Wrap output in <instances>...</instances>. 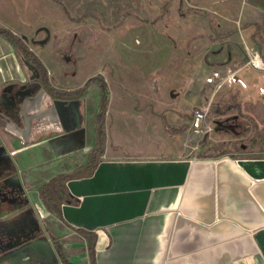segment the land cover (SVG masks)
<instances>
[{"label": "crops", "instance_id": "crops-1", "mask_svg": "<svg viewBox=\"0 0 264 264\" xmlns=\"http://www.w3.org/2000/svg\"><path fill=\"white\" fill-rule=\"evenodd\" d=\"M0 26L16 36L0 33V221L32 208L42 231L36 246L14 248L8 264L31 256L46 264L42 245L56 254L52 264H264V154L188 152L184 119L157 106L147 117L161 139L147 132L139 143L112 141L113 95L98 152L107 84L80 91L90 77L63 76L44 41L47 26L44 38L2 17ZM165 121L181 131L166 133ZM11 187L26 195L22 208L5 200Z\"/></svg>", "mask_w": 264, "mask_h": 264}, {"label": "rangeland", "instance_id": "rangeland-1", "mask_svg": "<svg viewBox=\"0 0 264 264\" xmlns=\"http://www.w3.org/2000/svg\"><path fill=\"white\" fill-rule=\"evenodd\" d=\"M57 1L0 0V17L30 26L32 38L47 36L41 30L47 26L44 41L54 45L50 57L63 76L103 78L107 99L114 96L106 122L112 141L139 143L147 132L161 139L147 117L157 106L168 118L177 112L184 119L188 152L238 153L245 147L264 154V0ZM256 56L261 67L253 65ZM197 107L207 111L211 127L199 145L188 140ZM6 201L13 208L25 205ZM44 254L58 261L51 247Z\"/></svg>", "mask_w": 264, "mask_h": 264}, {"label": "flooded vegetation", "instance_id": "flooded-vegetation-1", "mask_svg": "<svg viewBox=\"0 0 264 264\" xmlns=\"http://www.w3.org/2000/svg\"><path fill=\"white\" fill-rule=\"evenodd\" d=\"M97 78L101 77L98 76ZM5 192V200L16 199L21 203L24 202L23 199H26L25 202L27 201L26 195H24L20 188L11 187ZM41 239V226L32 208L25 209L22 213L7 221H0V264L5 261L11 262L8 260L13 256L10 255V252L14 248L24 247L27 249V246L31 247L28 244L32 241H35L34 246H36ZM44 258L43 261L46 264L53 263L50 258ZM38 259L42 261L40 258L31 256L25 264H42V262H38Z\"/></svg>", "mask_w": 264, "mask_h": 264}, {"label": "trees", "instance_id": "trees-1", "mask_svg": "<svg viewBox=\"0 0 264 264\" xmlns=\"http://www.w3.org/2000/svg\"><path fill=\"white\" fill-rule=\"evenodd\" d=\"M57 1V0H55ZM58 2V1H57ZM195 12L197 13H201L199 12L198 10H196ZM68 16L70 17V19H74L72 18L69 14ZM0 33L2 34H5V35H8L9 37H11L12 39H15L16 36L9 30L7 29H4V28H0ZM93 81H98L101 85L102 88H105V83L103 81V79L101 78H97L96 76H93V77H90L86 80L85 84L79 88V90H83L84 87L93 82ZM51 91H53L54 94H57L56 91L52 90L50 88ZM106 102H107V95H106V92L103 94V98H102V101L100 103V110L98 111V125L100 126V129H99V133H98V136H97V142L94 146V148H96V150H98V152H101L102 151V148H103V142H104V126H103V112L105 110V107H106ZM164 126L166 128V130H171V131H181V129H174L172 126H170L166 121L164 122ZM77 174L75 173H72V174H62V175H59V176H56L54 178H52L51 180H49L47 183L43 184L41 187H40V191L41 193H43L44 190H46L47 188H49L52 184L55 185V181L56 180H61L60 182L62 183V181L68 179L69 177H73Z\"/></svg>", "mask_w": 264, "mask_h": 264}, {"label": "built area", "instance_id": "built-area-1", "mask_svg": "<svg viewBox=\"0 0 264 264\" xmlns=\"http://www.w3.org/2000/svg\"><path fill=\"white\" fill-rule=\"evenodd\" d=\"M260 62L257 63L254 60L253 65L256 67H261L263 62L259 57ZM213 76H217V72L213 73ZM234 82L238 80L236 76L231 78ZM207 111L204 108L197 107L192 110L190 124L188 129V140L196 145H199V140L211 130V127L207 123Z\"/></svg>", "mask_w": 264, "mask_h": 264}, {"label": "water", "instance_id": "water-1", "mask_svg": "<svg viewBox=\"0 0 264 264\" xmlns=\"http://www.w3.org/2000/svg\"><path fill=\"white\" fill-rule=\"evenodd\" d=\"M100 129V126H98V130ZM34 242L35 241H32L29 245L31 246V245H34ZM48 248H50V246L48 245V246H46V245H42V249H47L48 250Z\"/></svg>", "mask_w": 264, "mask_h": 264}, {"label": "bare ground", "instance_id": "bare-ground-1", "mask_svg": "<svg viewBox=\"0 0 264 264\" xmlns=\"http://www.w3.org/2000/svg\"><path fill=\"white\" fill-rule=\"evenodd\" d=\"M255 61H256L257 63H259V62H260L259 57L256 56Z\"/></svg>", "mask_w": 264, "mask_h": 264}]
</instances>
